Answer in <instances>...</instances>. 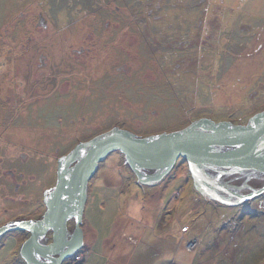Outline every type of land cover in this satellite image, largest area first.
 Listing matches in <instances>:
<instances>
[{"label":"rangeland","instance_id":"obj_1","mask_svg":"<svg viewBox=\"0 0 264 264\" xmlns=\"http://www.w3.org/2000/svg\"><path fill=\"white\" fill-rule=\"evenodd\" d=\"M262 110L264 0H0V225L40 219L57 160L115 126L146 137ZM188 171L141 187L109 155L64 264H264V197L213 206ZM4 237L0 263L26 264L29 233Z\"/></svg>","mask_w":264,"mask_h":264},{"label":"water","instance_id":"obj_2","mask_svg":"<svg viewBox=\"0 0 264 264\" xmlns=\"http://www.w3.org/2000/svg\"><path fill=\"white\" fill-rule=\"evenodd\" d=\"M115 152L124 156L141 187L160 184L182 159L199 195L210 203L237 207L264 193V186L243 193L245 180L239 186L232 183L264 174V110L246 125L201 118L181 130L146 137L115 126L79 142L57 160L56 183L44 193L42 217L5 224L0 238L12 231L28 232L19 251L26 264L70 260L85 246L82 224L89 183Z\"/></svg>","mask_w":264,"mask_h":264},{"label":"flooded vegetation","instance_id":"obj_3","mask_svg":"<svg viewBox=\"0 0 264 264\" xmlns=\"http://www.w3.org/2000/svg\"><path fill=\"white\" fill-rule=\"evenodd\" d=\"M263 111V110H262ZM255 115V114H254ZM252 117V116H251ZM250 117V118H251ZM250 118H248V120H247V122L245 123V125L248 123V121H249V119ZM182 159H180L179 161H181ZM178 161V162H179ZM183 161V160H182ZM177 162V163H178ZM185 164H186V162H185ZM177 165V164H176ZM186 166H187V164H186ZM175 168V167H174ZM174 170V169H173ZM172 170V171H173ZM172 171L162 180V182L167 178L168 179V177L171 175V173H172ZM135 176V175H134ZM190 178H191V181H192V177H191V174H190ZM244 180H245V189H243L242 190V192L243 193H245V194H248V193H250L251 191H252V189H259V188H261V187H263L264 186V174H259L258 176H256V177H254V178H247V177H245V179H237V180H233V184L236 186H239V185H242L243 184V182H244ZM171 181H173V179L171 180ZM170 181V182H171ZM161 182V183H162ZM264 197V193L262 194V195H259V196H257V197H255V198H253L252 200H250L251 202L253 201V200H255V199H257V198H259L260 200L262 199ZM258 199V200H259ZM205 200V199H204ZM207 201V200H206ZM250 201H248V202H250ZM207 202H209V201H207ZM210 203V202H209ZM213 204V206L215 205V206H219V205H221V204H215V203H212ZM221 206H224V205H221ZM70 223V222H69ZM70 225V224H69ZM69 228H70V226H69ZM51 235V234H50Z\"/></svg>","mask_w":264,"mask_h":264},{"label":"crops","instance_id":"obj_4","mask_svg":"<svg viewBox=\"0 0 264 264\" xmlns=\"http://www.w3.org/2000/svg\"><path fill=\"white\" fill-rule=\"evenodd\" d=\"M169 185V184H168ZM164 202V201H163ZM0 226H2V225H0ZM186 230H188V228H186ZM185 231V230H184ZM93 234V233H92ZM112 235H113V233H112ZM115 236H113L114 237V239L115 238H117V236H118V231L114 234ZM87 238V237H86ZM5 239V237L4 236H2L1 238H0V249L1 248H3L2 247V245H3V240ZM84 239H85V237H84ZM109 239H108V237L105 239V242H104V245H106L107 244V241H108ZM85 242H86V239H85ZM1 251V250H0ZM9 258L10 257H7V258H5L3 261H1V263H3V264H5V263H7L8 261H9ZM0 263V264H1Z\"/></svg>","mask_w":264,"mask_h":264},{"label":"built area","instance_id":"obj_5","mask_svg":"<svg viewBox=\"0 0 264 264\" xmlns=\"http://www.w3.org/2000/svg\"><path fill=\"white\" fill-rule=\"evenodd\" d=\"M197 243H198V241H194V242H193V245H197Z\"/></svg>","mask_w":264,"mask_h":264},{"label":"trees","instance_id":"obj_6","mask_svg":"<svg viewBox=\"0 0 264 264\" xmlns=\"http://www.w3.org/2000/svg\"><path fill=\"white\" fill-rule=\"evenodd\" d=\"M188 175H189V178H190V172L188 171ZM191 179V178H190Z\"/></svg>","mask_w":264,"mask_h":264}]
</instances>
